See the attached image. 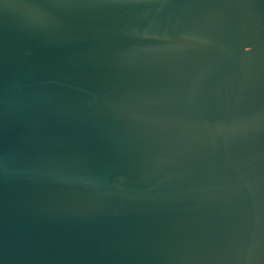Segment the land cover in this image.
Returning <instances> with one entry per match:
<instances>
[{
  "label": "water",
  "instance_id": "obj_1",
  "mask_svg": "<svg viewBox=\"0 0 264 264\" xmlns=\"http://www.w3.org/2000/svg\"><path fill=\"white\" fill-rule=\"evenodd\" d=\"M0 264H264V0H0Z\"/></svg>",
  "mask_w": 264,
  "mask_h": 264
}]
</instances>
